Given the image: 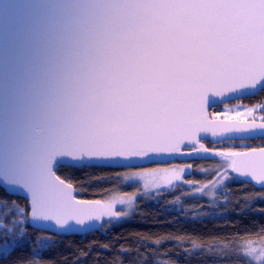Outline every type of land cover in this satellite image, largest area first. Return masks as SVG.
Here are the masks:
<instances>
[{
    "label": "snow or ice",
    "instance_id": "6c2138e0",
    "mask_svg": "<svg viewBox=\"0 0 264 264\" xmlns=\"http://www.w3.org/2000/svg\"><path fill=\"white\" fill-rule=\"evenodd\" d=\"M0 39V259L29 228L94 230L87 222L130 215L115 207L133 209L137 193L77 199L86 183L132 187L139 179L146 190L160 189L186 170L85 176L74 186L71 172L57 174L64 168L135 167L134 158L165 154L219 157V167L197 169L215 172L197 193L226 181L264 190V147L216 151L201 142L264 140V115H255L264 100L225 103L264 94V0H0ZM221 104L222 112L209 111ZM241 199L251 208L264 191ZM37 240L41 248L54 243ZM191 243L192 256L209 250ZM243 244L231 258L264 264V235ZM136 251V264H148Z\"/></svg>",
    "mask_w": 264,
    "mask_h": 264
},
{
    "label": "trees",
    "instance_id": "16d2710c",
    "mask_svg": "<svg viewBox=\"0 0 264 264\" xmlns=\"http://www.w3.org/2000/svg\"><path fill=\"white\" fill-rule=\"evenodd\" d=\"M260 98H264V94ZM214 163L194 161L193 166ZM124 170L103 167L81 172L64 168L57 174L65 178L71 172L73 179L70 182L78 186L85 176L116 177ZM213 172L207 176L197 172L188 174L170 188L138 199L128 218L105 222L103 231L57 235L29 228L28 236L22 237L11 252L0 259V264H136V249L148 255V264H246L245 260L231 258V253L242 249L245 240L264 235V211H258L264 209V200L250 201L252 206L247 208L241 198L258 195L264 190L253 187V183L229 181L214 199L193 195L192 184L187 181L204 182L213 176ZM140 189L138 184L129 187L123 180L113 179L108 183H86L79 192L82 199L105 200L115 193H132ZM229 190L230 197L227 196ZM15 198L21 203L26 202L21 197ZM228 199L232 202L228 203ZM241 208L245 211L241 212ZM37 237H47L54 243L41 248ZM155 239H163V243L157 245L153 242ZM191 241L204 243L209 250L201 255L204 250L196 249V256H192ZM153 253H156L155 262Z\"/></svg>",
    "mask_w": 264,
    "mask_h": 264
},
{
    "label": "rangeland",
    "instance_id": "374dc122",
    "mask_svg": "<svg viewBox=\"0 0 264 264\" xmlns=\"http://www.w3.org/2000/svg\"><path fill=\"white\" fill-rule=\"evenodd\" d=\"M221 160L222 158H219L218 160H216V162L213 164V165H210V166H205V165H199L197 167H194L193 166V163H180V162H173V163H169V164H166V165H159V166H156V167H139V168H133V169H126L124 170L123 172H121V174H129V173H132V172H146V171H149V170H154V169H168V170H173V169H180V168H185L186 170L181 173V176L182 178L185 177L186 175L188 174H194V172L196 173H200L201 175H205L207 176L209 173H204V172H201V171H197V169H200V168H204V169H215L217 167H219L220 163H221ZM187 165H191V169H187ZM222 171V169H221ZM212 173V172H211ZM215 176V172H213V176H211L208 180L204 181V182H201V183H192L191 187L193 188V192L192 194L193 195H198V196H203V197H207L209 199H214V197L216 196V194L219 192V190L224 186V185H218L216 188H212L211 186L207 189H205V192L204 193H197L195 191V188L197 186H202L204 184H206L209 180L213 179ZM124 181V180H123ZM126 184L127 182L124 181ZM177 181H174L172 185H162L160 189H154V188H149V189H144L143 188V181L142 180H137V182L135 184H138V186L141 187L140 190H136L132 193H115L111 196H109L107 199L105 200H110L112 199L113 197H118L122 194H133V193H137V197H136V200L134 202V206H133V209H129L127 207V205H121L119 203L116 204V207H115V210L116 211H128L130 213V215L134 212L135 210V207H136V203H137V200L140 199L141 197L142 198H146V197H149L151 196L152 194L160 191L161 189H168L170 188L171 186H173ZM229 182V181H226L225 184ZM129 215V216H130ZM128 216V217H129ZM128 217H121V218H109L106 216L105 218V222L108 223V221H112V222H117V221H121L125 218H128ZM257 243H259V241H257ZM250 258V257H249ZM251 259V258H250ZM254 263L256 264H259V261H254Z\"/></svg>",
    "mask_w": 264,
    "mask_h": 264
},
{
    "label": "water",
    "instance_id": "95a60500",
    "mask_svg": "<svg viewBox=\"0 0 264 264\" xmlns=\"http://www.w3.org/2000/svg\"><path fill=\"white\" fill-rule=\"evenodd\" d=\"M2 47H3V40L0 39V48H2ZM240 99H242V98H240ZM231 101H236V100L226 101L225 103L231 102ZM216 106H219V105H216ZM213 107H215V106H211L210 105L209 111ZM201 135L203 136V134H201ZM202 140H207V139H202ZM202 140H201V142H202ZM208 140L212 141L211 138H209ZM184 151H188V149L185 147ZM216 158L217 157H213V158L204 159V160H215ZM134 159L137 161V166H135V167H124V166H121V165H114V166H110L108 168L133 169V168L145 167V166L153 165V164L164 165V164H168V163H172V162H187V161H192V160H200V159H194L191 156L180 155V154H174V155H171V156L165 154L163 156V158H159L158 157L157 159L152 160V161H149L148 158H134ZM124 163H127V161H124ZM245 179L250 180L251 178L248 177V178H245ZM252 183L255 184L254 181ZM256 187L260 188L259 185H256ZM74 194L77 196V199L87 200V199L80 198V192L74 193ZM17 197L23 198V194H20ZM105 218H106V216L103 217L100 220H97V221L87 222V223H94L95 225H97V227L94 230H85L87 225H81V226H77L78 229H81V230H78V231H75V232H62V231H59L56 227H52V228H49V229H46V230H40V231L49 232V233L57 234V235H86V234H91V233H95V232H98V231H103V226L105 224ZM34 229H36V228H34ZM36 230H39V229H36Z\"/></svg>",
    "mask_w": 264,
    "mask_h": 264
},
{
    "label": "flooded vegetation",
    "instance_id": "af4514ba",
    "mask_svg": "<svg viewBox=\"0 0 264 264\" xmlns=\"http://www.w3.org/2000/svg\"><path fill=\"white\" fill-rule=\"evenodd\" d=\"M264 98H260V96H255V97H247V98H242L236 101H231L227 102L228 107H235L238 104H243L247 105L249 107L253 105H258ZM224 104H221L219 106L213 107L210 112H222L224 110ZM255 115L258 117L260 115H264V113L257 112ZM202 143L205 144L206 147L214 149L216 151H227L229 149L233 151H246L251 148H262L264 147V140H261L259 138L254 139V140H237V141H231V142H226V143H213L211 140H202ZM219 157H217L215 160H192L189 161L188 163H193L194 161H214L218 160ZM160 164H153V165H148L145 167H156L159 166ZM144 168V167H142Z\"/></svg>",
    "mask_w": 264,
    "mask_h": 264
}]
</instances>
